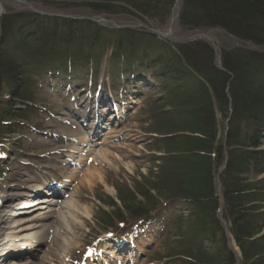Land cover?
<instances>
[{
	"label": "trees",
	"instance_id": "1",
	"mask_svg": "<svg viewBox=\"0 0 264 264\" xmlns=\"http://www.w3.org/2000/svg\"><path fill=\"white\" fill-rule=\"evenodd\" d=\"M26 1L33 3L36 0ZM44 2L57 12L82 6L90 10L94 18L100 15L143 18L161 31L180 2L178 22L182 29L198 35L220 30L236 39V47H222L218 52L215 44L206 39L170 44L152 34L127 33L126 40L119 44L115 42L118 45L113 50V59L126 57L127 67L144 62L154 67L153 79L160 85V97L155 102L169 108L165 114L171 113L170 120L175 117L182 120L183 129L158 135V142L167 148L160 158V172L170 183L166 181L165 186L151 196L169 203L189 202L193 221L188 232L202 242L200 256L209 250L203 243L212 241L211 244H216L213 239L222 232L216 217L219 199L215 179L227 152V166L221 177L226 217L232 224V234L245 263L255 259L253 252L260 248L263 239H256L261 226L254 219L258 204L264 201H260L264 192L253 188L256 182L248 179V175L264 166V152L255 150L264 133V0ZM60 14L75 19L40 16L30 11L0 18V136L10 134L13 131L11 123L20 118L14 112H23L15 109L17 103L25 108L30 106L33 97L26 98L24 90L30 87L31 78L36 74L33 68L46 65L53 47L50 53L49 48L58 35L66 36L65 43L70 45L73 53L89 46L90 58L77 54L73 61L77 60L83 66L89 61L98 70L103 60L99 56L109 45L105 36L110 31L97 24L89 26L92 22L82 20L83 16ZM29 30L34 34L26 35L21 42L16 40L18 34H27ZM73 39L78 42H70ZM141 40H144L145 48L141 46ZM139 54L143 55L137 59ZM173 93H176L177 100L171 97ZM175 101H181L185 110L173 106ZM227 121L228 132L222 133L220 126ZM177 143L184 147L182 150L178 148L179 154L173 148ZM259 171L264 173V168ZM147 200L149 204H138L136 218L147 217L154 209L153 203ZM112 206H116L114 202ZM224 248L223 251L220 248L213 251L219 259L217 264H223L224 255L227 264H234L235 257L225 240Z\"/></svg>",
	"mask_w": 264,
	"mask_h": 264
},
{
	"label": "rangeland",
	"instance_id": "2",
	"mask_svg": "<svg viewBox=\"0 0 264 264\" xmlns=\"http://www.w3.org/2000/svg\"><path fill=\"white\" fill-rule=\"evenodd\" d=\"M30 4L44 13L60 14V12H62L64 14L73 13L78 17L93 16L90 10L82 6H78L74 9L58 10L57 12L49 8V5L46 4L44 0H36ZM78 4L81 5L80 3ZM180 7L181 3L178 2L172 12L170 21L162 31L151 22L148 24L143 18L137 19L125 15H100L94 19L102 23V26L106 27L108 31L111 32L114 28L121 26H128L130 29L127 30L144 32V28H137V26L144 23V25H150L153 30L157 29V31H161L163 35H171L174 39H179L180 42H186L195 38L198 33L187 32L180 27L178 22ZM26 11L31 10L25 3L15 0H0V18L9 14L27 13ZM111 32L105 36L109 44L106 46L108 53L111 52L114 46V39L121 37L120 33L122 31L115 30ZM31 34H34V32L29 30L27 36ZM65 37L64 35H58L48 52L50 53L53 47L51 54H49L53 56L49 58L45 66L42 65L33 68L36 72L35 75L46 74L47 70L57 68L58 65L54 62L59 60V58L55 54L65 53L66 50H68V45L65 43L67 38ZM174 39H167V41L172 44L175 42ZM209 41L216 45L218 52H220L222 47L234 48L238 45V42L233 37L220 30L211 31L209 33ZM70 42H78V40L73 39ZM52 51H55V54L52 53ZM90 55L91 52L88 46L81 56L83 58H90ZM103 57L104 53L99 56L100 59ZM141 57V55H138L137 59ZM126 59V57H123L120 60H124L126 63ZM62 65L63 64L60 63L59 67L62 68ZM132 67L139 68L133 72L130 71V73L136 74V76L149 75L145 73L146 70L144 67L140 68L139 65H133ZM122 71V65L118 66V64H116L114 67H109L105 60L98 70V75L95 76L94 86L103 79L104 86L100 92V94L103 95L107 92L106 90L111 89V91L116 94L121 89L125 90L126 87H129L132 91L138 92L140 87L144 84L143 94L137 96L134 100L131 99L130 102L127 103L126 109L128 111V117L126 122L117 128H113L110 134H107L109 132H105V136L96 141L93 145L94 147L91 148L92 151L89 154L91 157L89 160H92V163H89L90 161L88 162L87 160V162L84 161L81 163L80 166L74 167H70V165L67 164L66 169L61 168L59 162L65 161L68 163L66 157L73 155L71 151L77 144L76 138L83 136L89 138L90 132L80 126L77 127L78 123L72 118L69 109L72 105V101L70 97H66V92L64 90L61 91L63 89L62 82L55 79L53 76L50 77L45 84H42V77L32 78L31 85L27 89L25 95H27V97H33L35 102L40 106L38 108H33L32 114L29 116L31 125L27 128H21L23 132L16 134L10 142H6L11 153L9 152L10 160L5 161L4 164H0L2 169L7 167L4 180L0 182V211L2 210L1 199L3 196L11 200L5 205L18 210V207L26 202V200L21 198L22 195H27V193L21 191L22 188L36 187V182L38 184L44 180L47 174L44 175L43 173L49 170H55L53 173L48 174L57 173L59 178L67 171V174L63 177L67 176L71 181H68L70 183V191L64 204H66V202L68 204L74 203L73 206L76 207V222L80 223L81 221L83 224H81V227L77 223H73L70 225L69 229H67L65 225H60L61 222L59 224L56 221L59 211L57 209L53 218L48 221V225L51 227V234L48 236L49 241L43 238V242L45 243L43 246H45V248L40 264H43L46 260L48 250V257L50 256L51 264H68V259L69 261L71 260L70 264L74 263L76 260L80 261L83 258L81 255L83 248L91 244L94 239L102 235H107L108 233L114 235V237L102 243L100 242L103 245V256L101 259L106 261H113L116 259L114 260L115 264H127L128 262L131 264H217L216 261L219 259H217L218 257L211 250L205 251L206 253L202 252L200 256H198L202 242L197 239L195 240L192 235H190L191 232H188L189 225L193 221L191 216L192 211L189 206L187 204H180L174 206L175 208L172 210L168 209L164 214V209H166V207L163 206L164 200L160 201L151 196L156 195L155 191L158 189L161 190L162 187L169 182L167 179L163 178L160 172L162 164L160 158L164 156L167 148L165 144H160L158 142V135H166L183 129V125H181L182 120L177 117H175V120H170L172 116L171 113L168 112L169 115L165 114L166 111H169V108L155 102L160 96V93L159 91L157 92L158 88L156 92H154L153 83L150 89V86L140 82L139 79H131V81L128 79L117 80ZM152 73H154L153 70ZM88 77L87 70L83 68H78L77 72L74 71V73H69L66 77L72 82L71 96L75 97L77 102L81 101L78 100V98L82 96V92L76 90V87L86 83ZM44 78H46V76H44ZM175 95L176 93H173L171 97H175ZM175 99L177 100L178 98L175 97ZM180 103L181 101H175L173 106L175 105L178 109L185 110L184 105ZM5 107L7 106L5 105ZM18 108L19 106L15 107L16 110H18ZM7 109H9V107ZM188 110L189 109H187V111ZM35 114H37L38 117H35ZM186 114L187 112L184 111V115ZM71 121H73L72 125ZM226 126L227 122H224V125L220 126V131L222 133H225ZM34 127L38 128V130ZM70 138L74 141H70ZM181 144L182 143L174 144L173 147L175 150L177 149L178 154L180 153L179 150H182L183 147ZM76 147L78 146L76 145ZM169 148H171V146H169ZM178 148L180 149L178 150ZM80 149L86 152V144L82 145ZM103 151H107L111 157L101 163L100 161L94 162L93 158ZM65 155L66 157H64ZM84 155L85 153L80 154V156ZM263 168L261 166V169ZM259 170H252L248 175V179L255 180L256 183L253 185V188H256L260 192H264V173H260ZM76 171H78V173L73 174ZM219 172L220 169L216 173L217 177L221 176ZM13 185H16V187L10 188V186ZM144 195L146 198H144ZM219 196L222 201L223 198L221 195ZM147 198L150 200L149 202L153 203L154 211L164 210L163 218L167 219L164 234H160V231L157 230L149 231L148 234L146 230H143L142 234L138 235L136 233L139 231H135L134 234L130 232L132 231L130 229H132V226L137 220L135 212L137 211L138 204L143 202L149 204ZM262 200H264V195L260 197V201ZM113 202L116 206H112ZM258 205V214L254 220H256L260 226L264 227V201ZM225 208L222 201L216 217L219 220L220 228L223 230L217 234V238L213 239V241L216 240V244L211 246V241H208L205 242V246H211L209 248L214 250L220 248L223 251L225 250V240L227 248L232 251L235 256L234 264H264V230L262 229L256 236V239H263L260 248L255 250V252H253L254 254H250L251 256L252 254L256 255V257L258 255V257H255V259L251 260L249 263H245L244 259H242L241 250L236 244L235 238L232 237L233 229L229 219L226 217ZM8 210L10 211L5 213L8 215L7 219L13 214L18 213V211H14L13 209ZM2 219L5 224L1 226L9 228L11 220L7 221L6 218ZM21 219L23 218H19V220ZM5 230L0 229V240L2 239V241L7 234L11 233ZM126 231L131 235H127ZM55 232L58 233L56 238L54 237ZM124 234L127 235L126 238L121 239L120 236ZM51 235L53 236L51 237ZM130 236H133L134 240H130ZM123 241L124 250L122 253L119 251L117 252L115 249L116 246H114L113 243H120ZM130 242L132 243L130 244ZM149 245L152 246L149 247ZM134 246L135 248H133ZM209 254H212V256ZM225 257L224 255L222 259L223 264H227Z\"/></svg>",
	"mask_w": 264,
	"mask_h": 264
},
{
	"label": "bare ground",
	"instance_id": "3",
	"mask_svg": "<svg viewBox=\"0 0 264 264\" xmlns=\"http://www.w3.org/2000/svg\"><path fill=\"white\" fill-rule=\"evenodd\" d=\"M86 19L92 22L91 24H89V26L96 24L94 17L90 16V17H86ZM120 34H121L120 42L127 39L126 31H122ZM26 35H27L26 32L21 33V35L18 34L17 35L18 37L16 38V40L18 42H21L24 38H26ZM1 84L2 83H0V87H1ZM97 108L98 107L96 106V109ZM83 115L85 118L90 117L86 112H84ZM99 123L100 121L98 122V124ZM80 141L81 143H85L87 141V137L83 136L80 139ZM79 150L80 148L77 147L76 148L77 153L79 152ZM88 151H91V150H88ZM109 157H111V155L108 154L107 151H103L99 153V155L95 156V161L96 162L100 161L101 163L102 161L107 160V158ZM39 190L40 191L36 192V194H39V193L42 194V193L48 192V188L46 189L45 180H42L41 187H39ZM44 198H50V197H44ZM10 201H11L10 199H6V198L1 199V203H2V210L0 211V214H2L0 215L1 225L5 224L2 217L7 219L8 215H6L5 213L10 211L8 210L10 209V207L5 204ZM48 203H51V205H53V203H55V200H50V199L41 200L36 197V198L30 199L29 201L27 200L22 206L18 207V210L16 208H12L14 211H18V213L13 214L11 217L7 219V221L11 220L9 228L4 227V226L1 227L2 230L6 229L5 230L6 232L10 231L11 233L6 235L5 239L3 240V244L0 245V258H2L0 259V264H25L23 262L29 259L32 256V254H34L33 252H37L36 248L33 247L34 245L31 246V245H28L27 243L30 241L41 240V238H44V236L48 233V230L51 229L50 225H48V220L53 218L54 210H53V207H50L51 205H49ZM73 204L74 203L68 204L66 202V204L61 206L59 208L58 216L56 218L57 219L56 221L59 224L61 222L60 225L62 226L64 225L67 226V229H69L70 225L73 223H77L79 226L83 224L81 221L80 223L76 222L77 220L76 207L73 206ZM19 218H23V219L19 220ZM140 229H141L140 227H134L130 229L132 230L130 232L134 234L135 231H139L136 233L138 235V234H141L143 231V229L141 230ZM128 231L126 232L127 235H131ZM57 236H58V233L55 232L54 237L56 238ZM129 238L130 240L132 239L134 240L133 236H130ZM17 241L23 242V245L19 247L21 250H23V252L16 251V248H18L16 246ZM25 248L29 249L32 254H30L29 252L26 254L25 252L27 251H24Z\"/></svg>",
	"mask_w": 264,
	"mask_h": 264
},
{
	"label": "water",
	"instance_id": "4",
	"mask_svg": "<svg viewBox=\"0 0 264 264\" xmlns=\"http://www.w3.org/2000/svg\"><path fill=\"white\" fill-rule=\"evenodd\" d=\"M17 1H20V0H17ZM20 2H24V3H27L25 1H20ZM156 34H158L161 38H164V39H167V38H173V36L171 35H162L161 33H158V32H155ZM206 36H199L198 38H204ZM175 41L179 42V40H176Z\"/></svg>",
	"mask_w": 264,
	"mask_h": 264
}]
</instances>
